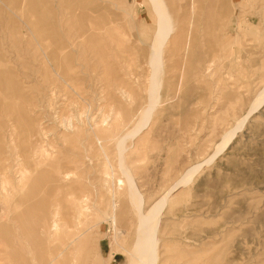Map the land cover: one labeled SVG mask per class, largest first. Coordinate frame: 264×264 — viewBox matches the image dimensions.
Masks as SVG:
<instances>
[{
    "label": "rangeland",
    "instance_id": "obj_1",
    "mask_svg": "<svg viewBox=\"0 0 264 264\" xmlns=\"http://www.w3.org/2000/svg\"><path fill=\"white\" fill-rule=\"evenodd\" d=\"M263 93L264 0H0V264H140L165 194L152 264H264Z\"/></svg>",
    "mask_w": 264,
    "mask_h": 264
},
{
    "label": "bare ground",
    "instance_id": "obj_2",
    "mask_svg": "<svg viewBox=\"0 0 264 264\" xmlns=\"http://www.w3.org/2000/svg\"><path fill=\"white\" fill-rule=\"evenodd\" d=\"M155 2V1H154ZM156 3V2H155ZM155 5H157V4H155ZM158 7V6H157ZM157 7H156V9H154L155 11H157ZM159 11V10H158ZM160 17V16H159ZM161 19H162V16H161ZM164 19V18H163ZM164 21V20H163ZM163 21L161 22V20H159V23L158 24H160L161 25V23L163 24ZM166 23V22H165ZM163 24L164 26H162L163 28L165 27V25L166 24ZM159 25V26H160ZM167 25H169V24H167ZM162 27H161V29H162ZM166 28H168V27H165V32H167V30H166ZM161 33H163V32H161ZM165 34V33H164ZM159 35V34H158ZM157 35V36H158ZM167 35V34H166ZM159 37H160V35H159ZM158 38V37H157ZM162 39H160L159 38V40H158V43H159V41H161ZM164 40V39H163ZM162 42V41H161ZM160 42V43H161ZM159 43V44H160ZM162 44V43H161ZM159 46V45H158ZM155 62L153 61V59H152V61H151V66L154 68L155 66V64H154ZM151 100H152V98H151ZM263 103H264V93H263V95L261 96V97H259L256 101H255V103H254V105H253V107L248 111V113L245 115V117L243 118L244 120L245 119H247L248 117H250L252 114H253V112L254 111H256L257 109H259V108H261L262 107V105H263ZM150 108V107H149ZM151 110V109H150ZM145 113V112H144ZM244 120H242V123L241 124H243V122H244ZM141 128V127H140ZM231 139V138H230ZM230 139H226L222 144H221V146H219L218 147V149L215 151V153L211 156V158H210V162L211 161H214L221 153H222V151L226 148V146L230 143L229 141H230ZM68 174V173H67ZM119 180V179H118ZM180 181V180H179ZM182 182V181H181ZM179 183V182H178ZM115 184H116V182H115ZM118 184V183H117ZM116 184V185H117ZM122 184V182L121 181H119V185H121ZM119 187V186H118ZM117 187V188H118ZM176 187H178V184H177V182H176V185H174V186H172L171 187V189L168 191V193H170V194H172L173 192H174V190L176 189ZM166 196H167V194H165L164 196H163V198L161 199V200H159V201H157L154 205H153V207H152V209H151V212H150V214L148 215L149 216V219H148V221L145 219V217L143 216V215H141V219L143 220V221H145V222H147V224H148V226H149V228H152V229H150V231H149V233L144 237V241H146V240H148V243L145 245V247H144V252H149V255H147L146 257H141L140 258V264H152L153 263V259H154V251H153V234H154V230L155 229H153V227L154 226H156V225H154L155 224V222L158 220V217L156 216V212H157V210L161 207V205H162V203L164 202V200H165V198H166ZM138 198V197H137ZM154 211H156L155 212V215H154ZM159 212V211H158ZM157 212V213H158ZM153 215L154 216H156V218L154 219L153 218ZM152 218L155 220H152ZM140 219V220H141ZM53 227V226H52ZM145 227V226H144ZM148 228V229H149ZM147 229V230H148ZM141 240V239H140Z\"/></svg>",
    "mask_w": 264,
    "mask_h": 264
},
{
    "label": "crops",
    "instance_id": "obj_3",
    "mask_svg": "<svg viewBox=\"0 0 264 264\" xmlns=\"http://www.w3.org/2000/svg\"><path fill=\"white\" fill-rule=\"evenodd\" d=\"M184 178H185V176H182L181 178H180V181H177V184H179L182 180H184ZM179 182V183H178ZM174 185H176V183L174 184ZM173 185V186H174ZM179 189V185H178V187H176V189L174 190V192L176 191V190H178Z\"/></svg>",
    "mask_w": 264,
    "mask_h": 264
}]
</instances>
